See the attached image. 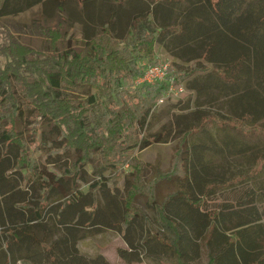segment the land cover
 <instances>
[{"label":"trees","instance_id":"16d2710c","mask_svg":"<svg viewBox=\"0 0 264 264\" xmlns=\"http://www.w3.org/2000/svg\"><path fill=\"white\" fill-rule=\"evenodd\" d=\"M78 1L84 35L68 38L56 2L55 25L35 20L45 41L39 50L0 22V264H113L79 247L102 229L122 235L117 253L127 264H194L205 246L206 264H264L262 192L248 193L240 211L206 210L217 183L200 150L191 159L188 140L198 128L182 134L172 170L155 182L145 183V166L133 157L165 137L147 129L166 86H134L142 62L158 61L156 46L192 61L175 72L178 82L211 71L223 79L234 114L225 125L264 134V0H103L112 4L108 15L96 0ZM41 3L0 0V17ZM263 167L261 155L254 172ZM162 181L183 187L159 203ZM139 197L171 239L149 226Z\"/></svg>","mask_w":264,"mask_h":264},{"label":"rangeland","instance_id":"374dc122","mask_svg":"<svg viewBox=\"0 0 264 264\" xmlns=\"http://www.w3.org/2000/svg\"><path fill=\"white\" fill-rule=\"evenodd\" d=\"M56 2H60L64 7L68 38L82 37L84 35L81 21L83 14L79 1L56 0ZM56 2L45 0V3L35 5L19 14L0 17V22L6 23V26L11 29L22 44L39 50L44 47L45 41L35 29V20L38 19L40 24L55 25L59 13ZM96 4L102 8L104 15H108L107 11L112 4L103 0H96ZM16 25H25L28 28L24 31H17L14 27ZM96 30L100 32L101 27ZM1 31L2 28H0V38ZM155 58L158 61L170 59L175 72L184 71L192 65V61L176 58L160 46L155 47ZM5 62L6 58L0 55V64L3 65ZM210 68L212 69V67ZM223 82V79L214 71L204 73L197 79L181 81L186 93L180 98L168 99L156 106L148 125V133H165L164 140L155 142L143 150L136 149L133 157L135 156L137 162H142L145 166V183L155 182L160 175L172 170L174 166L173 154L177 150L182 134L189 131L191 127L198 128L199 132L191 133L188 140V147L192 150L191 159L194 160L195 150H200L206 166L210 168L209 181L217 183V186L206 198L205 209L240 211L242 208L240 204L244 203L248 193L262 192V194H258L256 206L260 210L262 222H264V167L258 174L254 172L256 158L264 156V134L237 131L224 124L234 114L229 103L231 96L224 94L222 89V87L225 88ZM193 86H198L199 90L194 89ZM209 119L211 120L208 123H204V120ZM251 127L250 122L245 124L246 130H250ZM129 171V165H124V176L129 175ZM114 175L113 177H115ZM126 184V177H123L118 186L124 190ZM182 187L183 183L181 182L162 181L158 187L159 203L164 195L174 193ZM84 189L89 190L88 186H85ZM135 204L143 211L151 228L160 230L168 239L172 238V233L163 231L157 224L156 212L147 206L144 197H139ZM79 247L81 253L88 257L103 254L110 262L127 264L117 253L118 247H126L122 235L117 231L109 229L93 231L88 238L80 241ZM18 264L25 263L18 262ZM132 264L151 263L143 261ZM194 264H204V262L202 260Z\"/></svg>","mask_w":264,"mask_h":264},{"label":"built area","instance_id":"2783aa9c","mask_svg":"<svg viewBox=\"0 0 264 264\" xmlns=\"http://www.w3.org/2000/svg\"><path fill=\"white\" fill-rule=\"evenodd\" d=\"M142 74L137 77L134 82L135 87H142L144 85L157 84L159 86H166L164 96L159 99L158 105H161L165 100L172 98H180L186 93L185 87L177 81L175 76V69L173 68L170 59H163L155 63H150L146 60L142 62Z\"/></svg>","mask_w":264,"mask_h":264},{"label":"crops","instance_id":"0c3cea01","mask_svg":"<svg viewBox=\"0 0 264 264\" xmlns=\"http://www.w3.org/2000/svg\"><path fill=\"white\" fill-rule=\"evenodd\" d=\"M202 250H203V253H202L200 262L203 260L204 264H206L208 262V252H207L206 246L203 247ZM111 263H113V262H111ZM113 264H115V263H113Z\"/></svg>","mask_w":264,"mask_h":264}]
</instances>
